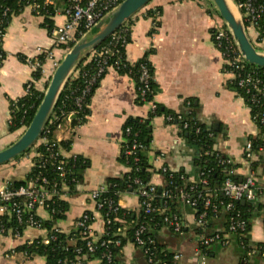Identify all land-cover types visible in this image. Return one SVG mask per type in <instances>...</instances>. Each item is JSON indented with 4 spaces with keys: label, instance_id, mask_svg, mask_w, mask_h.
<instances>
[{
    "label": "crops",
    "instance_id": "crops-1",
    "mask_svg": "<svg viewBox=\"0 0 264 264\" xmlns=\"http://www.w3.org/2000/svg\"><path fill=\"white\" fill-rule=\"evenodd\" d=\"M58 5L62 9L64 0H58ZM148 7L159 8L161 12H158L156 20L146 17L142 11L131 20L132 40L126 47L127 59L137 62L147 52L154 51L149 57L157 85L153 103L183 117L191 112L189 100H193L201 123L218 133L215 148L233 159L238 166L237 174L244 178L251 169L255 171L261 189L255 202L260 203L263 209L260 216L253 218L246 238L251 248L255 249L259 244L264 247V149L256 153L252 163L255 168H252V164L245 160L244 149L251 138L259 136L260 131L251 108L233 83V76L225 72L223 55L213 41L211 30L224 23L209 0H153ZM65 20L64 15L59 14L54 22L58 25ZM3 49L7 57L0 68V151L17 141L24 131L11 132L9 129L11 102L26 95L27 85L34 80L35 61L48 55L42 67L43 77L34 83L39 91L45 92L56 64L66 54L60 46H55L50 31L43 26V19L34 16L29 9L12 16L3 38ZM151 116V104L137 102L134 80L111 68L91 99L86 122L74 126L72 115L64 119L56 139L58 142L71 141L72 146L69 151L62 149L63 156L82 157L88 166L75 193L62 195L69 210L64 219L57 221L55 229L70 234L78 229L77 222L83 215L90 212L91 237L97 240L104 235V218L90 194L97 189H107L109 179L121 178L128 172L121 157L126 140L124 125L130 118L151 120L150 157L155 169L150 182L152 185L164 186L165 179L159 172L164 166L172 171L184 168L190 172L191 179L196 180L198 171L193 162L199 156V150L189 144L177 124L166 121L165 115ZM34 149L0 167V188L8 181L27 178L37 155ZM119 205L135 214L143 210L138 195L130 192L120 195ZM8 214L9 211H2L0 207V216ZM38 217L49 220L50 214L46 209H40ZM196 220V211L186 207L182 214V232L175 233L165 225L154 231L167 251L182 255L176 264L241 263L245 247L234 236L227 239V245L216 243L207 247L204 254L199 248L200 238L194 232ZM221 228L222 223L218 222L215 229ZM48 237V232L30 227L20 239L9 234L0 235V264H46L45 258L28 257L17 248L29 241ZM116 261L117 264H147L144 253L132 241L124 245ZM251 261L252 264H264V252L251 250Z\"/></svg>",
    "mask_w": 264,
    "mask_h": 264
},
{
    "label": "trees",
    "instance_id": "trees-1",
    "mask_svg": "<svg viewBox=\"0 0 264 264\" xmlns=\"http://www.w3.org/2000/svg\"><path fill=\"white\" fill-rule=\"evenodd\" d=\"M1 1L5 7H9L11 11H13V16L20 14L24 10V1L22 0ZM148 6L142 10L143 14L148 18L156 20V16L158 12H161V9H153ZM11 18V16L4 17L2 11H0V32L3 34L6 33ZM54 20L55 19L49 17L44 18L43 26L50 32L55 25ZM222 25L225 28V25ZM131 26L132 21L130 20L117 31L116 35H118L119 39L113 40V37L107 39L77 68L76 72L65 86L54 110L53 118L58 119V122L51 121L42 136V139H46L47 144L39 143L34 149L37 155L32 161V168L29 175L23 181L7 182L12 189L29 187L31 183H35L42 175L48 179L49 183L45 187L53 195L46 202V210L50 214L49 220H42L40 217H37V219L40 221L41 230L48 232L49 237L54 236L55 239H52L50 244L44 245L37 243L44 240L39 238L33 245L24 244L19 246L17 250L26 252L27 256L31 258L36 256L43 257L46 260V264H75L77 262L88 264L95 261H97L98 264H117L116 259L120 250H122L127 242L132 241L135 244L136 230L143 225L146 227V231L142 238L146 242V247L153 249V256L156 264H176L174 255L167 251L158 241L154 231L165 225L171 231L175 232L174 228L165 221V218L168 217L173 219L174 217H178L182 222L183 210L186 207H191L196 211L197 219H199L201 214H206L202 225L196 224L194 227V232L200 238L199 248L204 254L207 252V247L202 244V238L215 234H220L222 236L226 235L231 218L236 217L237 214H240L241 219L247 222V233L245 235L238 233L232 236L237 238L242 246L245 247V254L251 250L256 253H263L264 247L262 244H259L257 248L253 249L249 246L248 239L246 238V235L251 231V222L253 218L255 216H260V211L263 209V206L255 201L251 203L245 202V204L241 201L236 203L234 210H227L230 199L223 191L225 180L230 178L233 181L239 182L244 178L237 174L236 171L238 166H236L233 159L215 148L218 133L214 132L213 129L209 130L206 125L201 123L197 117L193 100H189L190 107L192 108L191 112L183 115L180 121L177 120V115L175 113L164 110L160 105H158L156 113L151 117L172 115L174 117L173 122L183 130L189 144L199 150V156L193 162L195 169L198 171V177L195 181L191 179L192 176L190 172L184 168L178 171L164 172V166L159 172L163 175L165 184L162 187H157L155 206L158 211L153 214L147 215L144 209L139 214H135L134 212L121 208L118 213L110 216L112 219L111 223L106 225L104 235L97 240L91 237L90 229L88 232L87 229L81 227H78V229L70 234L58 233L55 231L57 221L64 219L65 214L69 210L68 204L62 200V195L64 193L70 195L75 193L77 185L82 178V173L88 166L87 162L82 157L66 158L63 156L61 152L62 149L67 151L71 150L72 142L57 141L56 133L58 131V124H63L64 119L71 115L72 124L74 126H80L86 122L87 117L90 115L91 99L110 68L116 70L120 75H129L134 80L138 103L144 104L147 101L153 100L157 93V85L154 79V66L149 59L154 51L151 50L147 52L144 57L137 62H130L127 59L126 47L132 40ZM260 32L261 36H264V19L260 24ZM211 34L215 43V28L211 30ZM77 38L79 39L80 36ZM75 42L76 41H73L69 45H61L60 48L67 51ZM106 47H108L110 52L107 54L102 53L104 52L103 49ZM6 57L7 53L3 49V40L1 39L0 68ZM39 60L42 64L46 62L45 56H41ZM104 63L105 65H103ZM102 65L105 67V72L98 76L99 69ZM143 66H147L149 69L151 74L150 86L153 91V94L147 93L146 102L142 100L141 95L143 85L140 82V76ZM247 67L250 68L251 71L256 72L259 76L264 77V68H258L250 64H247ZM42 74V68L35 70L32 87L28 94L19 99L17 103L11 102L12 120L9 125L11 132H16L21 129L25 131L32 122L44 96V92L39 91L34 84L35 81L42 79ZM238 92L239 95L243 97L242 91L238 90ZM80 98L82 101L79 105L77 101ZM243 98L245 99V97ZM245 101L247 103V100ZM258 109L264 110V105L259 106V108L251 107L253 116L257 113ZM186 123H188L189 127L184 129ZM127 127L133 129L132 136L125 134ZM198 127L201 128V133L199 135L196 133ZM149 128H151L150 119L141 120L138 118H130L125 123L124 134L127 144H130L134 135L138 134L137 140L143 143L145 148L139 151L135 156L122 155V162L127 166L128 172L121 178H111L108 180L106 192L101 196L102 199H110L115 203H119V197L122 193L130 192L137 194L141 185L134 184V179H139L142 185L151 182V177L155 169L151 164L150 152L152 151V131L149 130ZM212 132L214 133V138L209 137V133ZM251 141L253 143L254 153H258L261 149H264V130L260 131L258 137L251 138ZM48 148H52V150H48ZM52 152L61 154L58 161L64 162V175H62V171L57 169L58 162L55 165H50L48 162L44 165L45 160L49 159ZM158 154L159 153H157V155ZM228 159H231L232 163L228 164L226 162ZM251 167L255 168V165L252 164ZM204 180L207 181V185L202 183ZM37 184L39 187L43 185L41 181L37 182ZM130 185L131 187H129ZM165 191H170V198H163V193ZM182 192L187 193L190 200L194 199L196 201V207H192L181 200L180 196ZM208 198L211 199L212 204L210 207L206 208L205 201ZM139 199L141 202V198ZM53 209L54 212H52ZM9 212L10 214L8 215L0 216L2 224L7 228L6 234L14 236V233L19 230L23 235L24 231L29 228L25 223V220L28 218V211L24 212L23 223L17 221L16 215L12 213V211ZM107 212L108 209L104 208L101 211L102 216H105ZM86 214L90 216V221L87 223V226L90 227L92 213L87 212ZM218 222L222 223V228L219 230L215 229ZM83 232H85L86 235H84ZM150 240H153L155 244H150ZM87 241L94 242L96 247L94 252L88 250ZM118 241H120V245L116 244ZM103 243H106L105 246H102ZM107 253L112 254L111 261L106 258ZM250 264H252V261Z\"/></svg>",
    "mask_w": 264,
    "mask_h": 264
},
{
    "label": "built area",
    "instance_id": "built-area-1",
    "mask_svg": "<svg viewBox=\"0 0 264 264\" xmlns=\"http://www.w3.org/2000/svg\"><path fill=\"white\" fill-rule=\"evenodd\" d=\"M24 1V10H31L32 14L38 18L43 19L45 17H49L52 19H56L59 14H63L65 17V22L62 24H55L53 29L51 30V35L53 37L55 46L61 45H69L73 41H78V36L80 38L92 29L99 21H101L110 11H112L115 7H117L124 0H64V6L61 9L60 5H58V0H22ZM244 23L246 25V29L252 42L259 49H264V36H261L260 32V24L264 19V0H235ZM0 11H2V15L4 17L13 16V11L9 7H5L2 1L0 0ZM133 19V18H132ZM131 19V20H132ZM156 27V24H155ZM117 33V32H116ZM114 33L111 37L113 40L119 39L118 35ZM2 32H0V40L4 38ZM79 38V39H80ZM215 45L221 51L224 61H225V72L233 76V83L236 87L242 91L243 97L247 100V104L249 107H256L264 105V77L259 76L256 72L251 71L250 68L247 67V62L241 56L239 50L234 44L233 38L227 28L223 27V25H218L215 27ZM75 42V43H76ZM112 44V43H111ZM69 50V49H68ZM67 50V51H68ZM66 51V52H67ZM104 52L108 53L110 50L108 47L103 49ZM94 53V52H93ZM92 53V54H93ZM101 53V55H102ZM45 56L47 59L48 55ZM59 63L56 64V67ZM105 65V63L103 64ZM101 66L98 72V76L105 72V67ZM43 64L40 60H36L34 64L35 70L42 68ZM56 69V68H55ZM111 69V68H110ZM113 69V68H112ZM140 82L142 83V100L145 101L147 93H152L151 89V74L147 66H143L141 70ZM32 87V82L29 83L26 87V95ZM82 99H78V104H81ZM15 103L18 100L13 101ZM146 102V101H145ZM146 103L151 104V112L152 115L156 113L158 106L153 103V100L147 101ZM166 121L169 124H172L174 121V117L172 115H165ZM182 116L177 115V120H182ZM254 121L259 127V131L264 130V110L258 109L257 113L253 116ZM11 120H12V110H11ZM10 120V122H11ZM52 122H58V119H54L52 117ZM50 121V122H51ZM189 127L188 123L184 125V129ZM58 129L62 128V124H58ZM133 129L131 127H127L125 130V134L128 136H132ZM197 135L201 133V128L198 127L196 129ZM138 134L134 135L130 144H127V140H125V144L122 146V155L126 156H135L139 151H142L145 148L143 143L137 140ZM209 137L214 138V133H209ZM39 143L47 144L46 139H42ZM38 143V144H39ZM48 150H52V148H48ZM245 160L248 163H253L254 158L256 157V153L253 151V143L249 140L244 149ZM61 156L59 153L52 152L49 156V159L45 160L44 165L48 162L50 165H55L58 162L57 169L62 171L64 175V162L58 161V158ZM76 158V156H73ZM228 164L232 163L231 159L226 161ZM164 172L172 171L169 167L163 168ZM41 181L43 184L41 187L38 186L37 182ZM134 184L141 185L137 191L139 198H141L142 208L145 210L147 215H151L154 212L158 211L155 206L156 200V192L157 187L152 185L151 183H147L146 185H142L139 179L133 180ZM48 179L44 176H40L35 183H31L29 187H20L19 189H12L8 183H5L0 188V207L2 211L8 212L12 211L16 215L17 221L19 223L24 222V212L28 211V218L25 220V223L30 227L37 230H41L40 221L37 219L38 212L40 209H46V202L53 196L49 190L46 189V185L48 184ZM204 185H207V181L204 180L202 182ZM44 186V187H43ZM131 187V185L129 186ZM223 191L225 195L230 199V203L227 205V210H234L237 202H254L257 197L261 193V189L258 186L257 176L253 169L250 170L247 176L244 179H241L239 182L233 181L230 178L226 179L223 185ZM106 192V189H97L91 192L90 197L92 201L95 203L97 210L101 213L104 208L108 209L107 214L104 216L105 227L109 225L112 221L110 216L112 214L118 213L121 209L119 203H115L110 199H102V194ZM170 191H165L163 193V198H170ZM181 200L191 205L192 207H196V201L194 199L190 200L187 193H181ZM212 204L210 198L205 201V207L208 208ZM54 212V209L52 210ZM206 214L203 213L200 215L199 219L196 220L197 225H202ZM90 221V216L88 214H84L83 217L77 222V227H81L87 229L89 232V226L87 223ZM165 221L169 223L174 228V231L180 233L182 231L183 222L179 220L178 217H174L173 219L165 218ZM56 232L62 233L59 229H55ZM146 231V227L141 225L135 233V245L140 248L145 257L147 264H156V261L153 256V249L146 247V242L142 238ZM7 232V228L2 224L0 220V235H4ZM238 233H242L245 235L247 233V222L244 219H241L240 214H237L236 217H232L230 223L228 225L227 234L222 236L220 234H215L212 236H208L206 238H202V244L206 247H209L216 243H221L222 245H227V239L232 235H237ZM86 235L85 232H83ZM21 232L17 230L14 233L15 239L21 238ZM55 239L54 236L48 237L43 241L37 242L38 244L48 245L50 241ZM36 243L35 241H29L27 245H33ZM111 243V242H109ZM150 244L154 245L155 242L150 240ZM106 243H103L102 246H105ZM120 245V241L116 243ZM87 248L90 252H94L96 249L93 241H87ZM26 255L27 253L24 252ZM182 255H174V261L177 262L181 259ZM106 258L111 261L112 254L107 253ZM251 251L246 253L242 258L241 264H250L251 263ZM75 264H81L77 262Z\"/></svg>",
    "mask_w": 264,
    "mask_h": 264
},
{
    "label": "water",
    "instance_id": "water-1",
    "mask_svg": "<svg viewBox=\"0 0 264 264\" xmlns=\"http://www.w3.org/2000/svg\"><path fill=\"white\" fill-rule=\"evenodd\" d=\"M153 0H124L92 29L86 32L66 52L56 67L30 125L17 141L0 151V167L7 165L34 149L50 123L58 100L77 68L107 39L145 9ZM244 60L264 68V49L257 48L250 38L235 0H209ZM233 8V10L231 9ZM236 91V89H235ZM217 128V125H215ZM149 130H151L149 128ZM217 130V129H216ZM245 204V201H243Z\"/></svg>",
    "mask_w": 264,
    "mask_h": 264
},
{
    "label": "bare ground",
    "instance_id": "bare-ground-1",
    "mask_svg": "<svg viewBox=\"0 0 264 264\" xmlns=\"http://www.w3.org/2000/svg\"><path fill=\"white\" fill-rule=\"evenodd\" d=\"M233 10V8H231ZM234 11V10H233Z\"/></svg>",
    "mask_w": 264,
    "mask_h": 264
}]
</instances>
